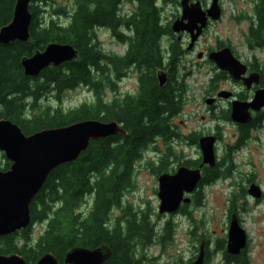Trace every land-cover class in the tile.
Wrapping results in <instances>:
<instances>
[{
  "label": "trees",
  "instance_id": "16d2710c",
  "mask_svg": "<svg viewBox=\"0 0 264 264\" xmlns=\"http://www.w3.org/2000/svg\"><path fill=\"white\" fill-rule=\"evenodd\" d=\"M124 1L73 0V9L62 13L67 21L61 23L54 18L46 22L40 16L43 11L39 6L46 5L48 0H30V42L0 44V119L17 124L27 136L83 120L115 121L126 131L123 136L91 142L87 152L76 161L53 170L30 203L31 225L0 237V255L18 254L27 264H35L48 252L61 259L73 247L106 243L112 253L104 264H138L132 239L139 238L141 245H149L155 236L146 213L137 215L127 210L123 212L124 218L111 228L105 221L112 207H121V197L132 187L135 163L144 151L157 137L170 140L169 120L179 114L186 91L174 79L184 51L178 44L162 51L160 40L172 32L170 26L161 24L156 0H131L135 10L129 15L120 13ZM14 2L0 0V28L10 22ZM261 14L259 27L250 32L249 44L264 49V10ZM99 30L110 32L127 46L123 55L101 51ZM52 42L71 45L77 58L47 68L36 78L24 76L21 59ZM161 70L168 76L163 87L156 80ZM129 72L139 77L138 93L107 102L106 88L114 89L115 80ZM77 88L89 90L93 99L68 110L39 105L46 96H54L60 102L65 91ZM262 119L264 115L258 116L252 127H259ZM162 160L156 174L165 171L166 163ZM199 163L200 160L188 161L181 165L195 168ZM8 167L5 162L4 170ZM218 168L217 163L213 169H203L200 188L228 176V169L219 172ZM88 198L92 199L93 209L84 215L82 206ZM194 205L201 206V194ZM37 225L44 228L34 239L32 228ZM171 230L170 224L163 226V241L171 236ZM222 250L225 261L236 264L239 258Z\"/></svg>",
  "mask_w": 264,
  "mask_h": 264
},
{
  "label": "rangeland",
  "instance_id": "374dc122",
  "mask_svg": "<svg viewBox=\"0 0 264 264\" xmlns=\"http://www.w3.org/2000/svg\"><path fill=\"white\" fill-rule=\"evenodd\" d=\"M162 1L164 0H157V7H163L160 12L161 24L170 26L175 20L172 16L177 13V0H166L165 3ZM39 7L43 11L40 16L44 21L54 18L65 23L67 19L62 13L70 12L74 2L48 0L46 5ZM223 7V19L206 30L196 48L186 51L187 46H181L184 53L177 62L179 66L174 79L180 81L186 91L182 97L179 114L169 120V126L177 137L166 141L155 139L156 143L151 144L135 163L132 187L121 197V207H112L109 211L111 222L116 217L123 219V212L128 210L137 215L146 213L153 225L155 236L152 242L149 245L138 244L134 248L138 264H188L193 261L191 259H196L201 243L208 252L206 264H235L225 261L222 250L226 249L228 227L232 217L237 218L247 239V246L237 256L239 259L235 260L236 264H264V121L260 120L259 127H251L250 132L247 130L248 136L243 137V144H237L238 139L234 137V126L237 124L230 120L231 108L227 112L228 118L222 119L219 109L225 110L227 105L221 103L217 110L208 111L210 108L204 100L208 93L219 91L224 79L217 77L220 71H217L212 62L198 58L199 53L214 46L217 40H228L233 45L237 59L242 63H255L262 70L264 81V49L248 47V29L254 24V20L238 15L243 5L237 0H228L223 3ZM119 10L121 14L129 15L135 10V4L131 0H125ZM97 40L101 51L106 54L123 55L127 47L106 30L97 31ZM164 40L161 43L162 51L168 49ZM137 79V74L129 72L124 78L116 80L114 91L106 88L105 100L111 102L125 94L133 95L138 88ZM212 79L214 83H210ZM224 88L233 89L247 97L251 95L242 86H233L231 83H225ZM92 99L93 94L89 90L77 88L65 91L60 102H57L54 96H46L39 101V105L68 110ZM215 133L221 137L214 146L219 164L218 171L228 169V176L200 189L198 194H201V206H195L194 201L190 208L185 207L187 214L160 215L157 197V178L160 174H156L160 160L163 159L166 163L164 173H173L182 163L200 159L198 138L215 136ZM196 135L197 139L193 144L189 139ZM5 162L7 161L0 153L1 170H4ZM251 184L260 188V199L255 200L247 193ZM91 201L92 199L88 198L87 203L82 206L84 215L91 210ZM167 223L172 227L171 236L163 241L160 234ZM109 226H112V223ZM43 228L40 225L32 228L34 239L42 234Z\"/></svg>",
  "mask_w": 264,
  "mask_h": 264
},
{
  "label": "water",
  "instance_id": "95a60500",
  "mask_svg": "<svg viewBox=\"0 0 264 264\" xmlns=\"http://www.w3.org/2000/svg\"><path fill=\"white\" fill-rule=\"evenodd\" d=\"M30 0H15L12 17L8 24L0 28V44L12 42L28 43L31 40L30 25L32 15L29 11ZM181 15L171 25L173 34L187 33L191 49L207 26L208 20L218 21L221 9L218 0H213L210 7L203 11L199 3L189 4V0H181ZM77 58V51L68 44L49 43L43 50H37L20 61L24 76L36 78L50 67L56 68ZM208 59L216 68L226 72L234 81H240L247 90L258 86V73L247 76V66L233 57L229 48L211 52ZM160 87L167 82V73L156 74ZM231 94L221 91L218 98L228 99ZM213 99H207L211 105ZM264 108V88L254 91L250 102L232 101L230 120L237 125H247L252 120V113ZM115 121L101 122L83 120L68 126L50 128L31 135H24L20 127L7 120L0 119V153L10 163L6 171L0 170V237H6L26 229L31 224L30 203L40 192L49 174L63 164L76 161L86 153L93 141H100L116 135H125ZM213 136L200 137L198 145L201 152V164L191 169L186 166L177 168L174 174L163 173L157 178L159 214H173L179 207L188 205L190 199L184 197L193 193L202 180L201 169L216 166ZM255 199L260 197L259 188L254 184L247 192ZM246 246V236L239 227L236 217L229 223L226 252L238 256ZM111 255L106 247L88 250L73 247L65 253L63 264H103ZM0 264H27L18 254L0 255ZM35 264H58L56 257L50 252L42 255ZM189 264H204L203 243L200 244L198 256Z\"/></svg>",
  "mask_w": 264,
  "mask_h": 264
},
{
  "label": "flooded vegetation",
  "instance_id": "af4514ba",
  "mask_svg": "<svg viewBox=\"0 0 264 264\" xmlns=\"http://www.w3.org/2000/svg\"><path fill=\"white\" fill-rule=\"evenodd\" d=\"M180 1L181 0H177L176 1V4H177V6H176V8H177V13H176V15L175 16H172L173 18H175V19H177L180 15H181V6H180ZM212 1L213 0H208L207 2L205 1V0H189V4H193V3H199L200 4V7H201V9L203 10V11H205L206 9H208L209 7H210V5H211V3H212ZM225 1H228V0H218V5H219V7H220V9H221V17H220V19L218 20V21H215V22H211V21H209L208 20V22H207V26H206V29L203 31V33H202V35L195 41V43H194V45H193V48H196V46L198 45V43H199V41L202 39V36L203 35H205V32H206V30L211 26V25H213V24H215V23H218L219 21H221L222 19H223V16L225 15V13H224V7H223V3L225 2ZM230 1V0H229ZM165 3L166 2V0H164V1H162V3ZM237 2L238 3H241L242 5H243V7H242V10H240L239 12H238V15L240 16H242V17H245V18H252L253 20H254V24H251L250 25V28L248 29V34L250 35V32L251 31H256V29L259 27V19L261 18V17H263L262 16V14H261V12L264 10V6H263V2H262V0H237ZM156 6H157V0H156ZM158 11H159V14H160V12H161V10H163V7L161 6L160 8L159 7H157L156 8ZM263 9V10H262ZM171 26V25H170ZM171 30V29H170ZM172 32V31H171ZM163 39H165L164 40V42L165 43H167L168 44V48H170L172 45H175V44H178L180 47L181 46H187L188 47V44H189V42H190V37H189V35L188 34H179V35H175V34H169V33H167L161 40H160V44L162 43V41H163ZM173 39H175V41L173 40ZM188 40V41H187ZM254 46V45H253ZM187 47H186V49H187ZM248 47L249 48H252V46L249 44V41H248ZM257 47V46H256ZM192 48V49H193ZM224 48H229L230 49V51L232 52V55H233V57L234 58H236L237 59V56H236V54H235V52H234V48H233V45L230 43V41H228V40H226L225 42H221V41H219V40H217L216 41V43H215V45L214 46H211V47H208L204 52H201V53H199L198 54V58L200 59V60H203V61H207V62H209V63H211L209 60H208V54L210 53V52H216V51H220V50H222V49H224ZM191 49V50H192ZM187 51V50H186ZM200 56V57H199ZM181 58V57H180ZM181 60V59H180ZM237 60H239V59H237ZM240 61V60H239ZM241 62V61H240ZM243 64H245L246 66H247V75H249V74H251V73H258L259 74V78H260V83H259V86L258 87H252V89H250V90H247L243 85H242V83L241 82H237V81H234V80H232L229 76H228V74L226 73V72H222V71H220L219 72V76H217L219 79H224V81H223V83H222V87H220L219 88V91H216V92H210V93H208L207 94V98H204V100L206 101L207 99H213L214 100V102L211 104V105H208L209 106V110L208 111H214V110H217L218 108H219V105L221 104V103H225L226 105H227V107H226V109L225 110H222V109H219L220 110V114L222 115V119H226V118H228V113L227 112H229V109L231 108V103H232V101H241V102H250L251 100H252V97H253V93H254V91L255 90H257V89H260V88H264V81H263V72H262V70L260 69V68H258L257 66H256V64L255 63H243ZM214 65V64H213ZM218 71V70H217ZM125 76H123V77H120V78H118V80H120V79H122V78H124ZM156 80H157V77H156ZM116 81V80H115ZM158 82V81H157ZM213 82V79L210 81V83H212ZM115 83V82H114ZM139 83H140V81H139V77H138V79H137V84H138V88H137V90H136V92L133 94V95H136L137 93H138V91H139ZM225 83H231L233 86H238V87H240V86H242V88H244L245 90H246V92H249V94H251L249 97H247V96H245L243 93H240V92H238V93H240V94H238V93H236V91L235 90H233V89H230V90H228V89H225L224 88V84ZM159 85V84H158ZM111 90V89H110ZM115 90V88L114 89H112V91H114ZM221 91H227V92H229L230 94H231V96H230V98L229 99H223V98H216V96H217V94L219 93V92H221ZM126 95H129V94H125L124 96H126ZM133 95H129V96H133ZM123 96V97H124ZM244 96V97H243ZM122 97V98H123ZM115 99H113L111 102H113ZM206 103V102H205ZM207 105V104H206ZM230 114V113H229ZM260 115H264V109H262V110H260L259 112H257V113H253L252 114V120H251V122L249 123V124H247V125H236V126H234L235 127V129H236V134L234 135V137H236L238 140H237V144H239V145H241V144H243V134H245L246 132H247V130L250 132L251 130L250 129H252L251 127H252V125L256 122V120H257V118H258V116H260ZM174 118V117H173ZM172 119V118H171ZM170 119V120H171ZM263 121H264V119H263ZM249 135H250V133H249ZM247 136H248V134H247ZM247 136L245 137V138H247ZM175 137H177V135H176V133L175 132H172V134H171V139H173V138H175ZM217 140H216V142L217 141H219V139L221 138L220 137V135L218 134V133H215V136H214ZM155 139H157V140H163V141H166V140H164V138H161V137H157V138H155ZM195 139V138H194ZM194 139H189V140H191V142L193 143V144H195V141H194ZM157 140H154L153 141V143L152 144H155L156 143V141ZM205 168V167H204ZM203 168V169H204ZM200 186L198 187V189L192 194V195H190V200H191V203H190V205H192L193 203H194V201H195V198H196V196H197V194L199 193V191H200ZM261 197H262V194H261ZM260 197V198H261ZM189 208H190V206H189ZM93 209V207L91 206V210ZM184 212V210H183V207L182 208H180L179 210H178V214H181V213H183ZM110 214H108V216H107V218H106V221H105V223H106V225H110V223H112V226L113 225H115L116 223H117V221L119 220V217H116L114 220H113V222H111V220H110V216H109ZM112 226H109L110 228L112 227ZM132 241H134V248H135V246H137L138 244H141L140 243V239L139 238H133L132 239ZM103 246H106L110 251H111V248L106 244V243H101L100 245H98L97 247H81V248H84V249H88V250H95V249H98V248H100V247H103ZM67 252V251H66ZM65 252V253H66ZM133 252H134V250H133ZM65 253L63 254V256L61 257V259H59V258H57L56 257V260H57V262H58V264H63L64 263V257H65ZM111 253H112V251H111ZM135 253V252H134ZM111 256V255H110ZM208 252L207 251H205V255H204V264H206L207 262H208ZM240 256H243V255H240ZM110 258V257H109ZM108 258V259H109ZM191 260H194V258L193 259H191ZM107 261V260H106ZM191 262V261H190ZM104 264V263H103Z\"/></svg>",
  "mask_w": 264,
  "mask_h": 264
}]
</instances>
